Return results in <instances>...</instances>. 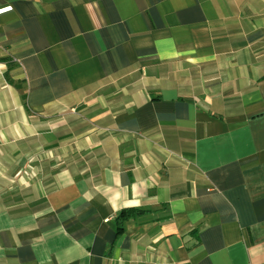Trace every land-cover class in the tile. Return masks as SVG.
<instances>
[{"label":"crops","instance_id":"1","mask_svg":"<svg viewBox=\"0 0 264 264\" xmlns=\"http://www.w3.org/2000/svg\"><path fill=\"white\" fill-rule=\"evenodd\" d=\"M0 264H264V0H0Z\"/></svg>","mask_w":264,"mask_h":264},{"label":"trees","instance_id":"2","mask_svg":"<svg viewBox=\"0 0 264 264\" xmlns=\"http://www.w3.org/2000/svg\"><path fill=\"white\" fill-rule=\"evenodd\" d=\"M8 80L13 83L10 78H8ZM145 213L146 211L141 209H129L122 211L116 220L118 224V234L122 233L125 230V225L128 220L135 216L143 215Z\"/></svg>","mask_w":264,"mask_h":264}]
</instances>
